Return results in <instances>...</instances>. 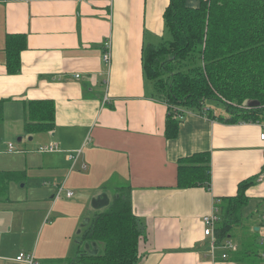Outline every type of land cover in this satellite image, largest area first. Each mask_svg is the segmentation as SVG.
Instances as JSON below:
<instances>
[{
	"label": "crops",
	"instance_id": "1",
	"mask_svg": "<svg viewBox=\"0 0 264 264\" xmlns=\"http://www.w3.org/2000/svg\"><path fill=\"white\" fill-rule=\"evenodd\" d=\"M200 1L185 4L195 9ZM169 2L0 0V172L23 175L9 183V200L0 202V214L9 221L0 241V264H25L1 256L8 245L18 254L33 255L35 264L75 257L84 251L76 241L81 225L100 212L91 208V200L109 196L107 190L116 192L121 184L127 185L142 225L138 264H240L231 256L248 236L258 235L262 257L261 124L224 123L219 119L228 116L210 119L182 107L187 113L176 116L144 75V51L170 42L164 22ZM8 35L24 39L17 74L5 67ZM107 40L108 66L102 63ZM41 101L54 108L47 131L26 126L29 103ZM167 116L177 123L171 139L165 137ZM49 146L51 152L39 151ZM77 151L73 166L70 155ZM200 156L208 158V187L178 188V162L201 165ZM251 178L257 179L244 193L243 230L235 229V238L227 240L235 250L217 247L212 256L202 220L216 212L219 221L216 205L236 196L239 183ZM257 262L264 264L262 258Z\"/></svg>",
	"mask_w": 264,
	"mask_h": 264
},
{
	"label": "trees",
	"instance_id": "2",
	"mask_svg": "<svg viewBox=\"0 0 264 264\" xmlns=\"http://www.w3.org/2000/svg\"><path fill=\"white\" fill-rule=\"evenodd\" d=\"M199 3L192 9L185 0H170L164 13L170 42L144 51V75L153 82L156 91L165 95L167 105L214 119L215 114L207 105L213 101L221 104L228 115V119L217 118L219 121L264 124V0H201ZM23 48L22 36L6 37L5 67L9 74L19 72ZM249 101H256L258 106L246 107L244 104ZM28 111L27 128L51 129L54 108L50 102L29 103ZM170 119L167 116L164 130L167 139L177 135V123ZM199 158L203 159L201 165H193L187 159L178 162V188L208 187V158ZM16 178L22 179V173L0 172V202L9 200L8 185ZM256 179L239 183L236 196L224 198L225 202L216 205L220 216L215 229L216 247L223 248L227 240L235 238L234 230L242 225L244 193L255 185ZM108 203L103 211L92 214L76 237L79 245L95 243L98 253L84 255L79 249L75 257L49 262L138 264L143 230L133 214L128 189L118 188ZM248 237L241 250L231 256L233 262L255 264L261 259L258 238Z\"/></svg>",
	"mask_w": 264,
	"mask_h": 264
},
{
	"label": "built area",
	"instance_id": "3",
	"mask_svg": "<svg viewBox=\"0 0 264 264\" xmlns=\"http://www.w3.org/2000/svg\"><path fill=\"white\" fill-rule=\"evenodd\" d=\"M110 2L112 0H109ZM104 49H105V52L103 53L102 55V63H105L107 66L110 64V61H111V43H110V40H107L105 41L104 43ZM79 75H75L74 78H77L78 79ZM173 111L175 112V115L176 116H179L180 113H187L181 109H177V108H173ZM261 132L259 134V138H260V141L263 143L264 145V124H261ZM12 150V146L9 145V151ZM53 150V147L52 146H49V147H42L41 149H39L40 152H51ZM80 155V151H77L75 155H70V159L72 160V163H73V166H75L76 164V161H77V157ZM82 167V170L85 169V165H81ZM62 189H59L57 191V196L60 194ZM67 197H71V193H67L66 194ZM218 222V216L216 214V212H213L211 213L210 215H207V216H204L203 220H202V223H203V227H204V230H203V235L205 237H209L210 238V247H209V251H210V254L212 256H214L216 253V245H215V233H214V230H215V226ZM261 223L264 227V214L261 216ZM264 238V236H263ZM224 250L225 251H234L235 250V246L232 245L230 242H226L223 246ZM221 258L224 260L227 258V255L226 253L224 254H221ZM263 260H264V252L262 253V257H261ZM16 261L18 262H23L25 264H35L34 263V257L33 255H25V254H20L19 256L16 257Z\"/></svg>",
	"mask_w": 264,
	"mask_h": 264
},
{
	"label": "rangeland",
	"instance_id": "4",
	"mask_svg": "<svg viewBox=\"0 0 264 264\" xmlns=\"http://www.w3.org/2000/svg\"><path fill=\"white\" fill-rule=\"evenodd\" d=\"M163 44V43H162ZM161 44V45H162ZM160 85H164V84H161L160 83ZM161 87H163V86H161ZM157 94L164 100V97H165V95H163L162 93H159L158 91H157ZM207 105L211 108L210 110H211V112L212 113H214L215 115H221V116H228L227 115V112L225 111V109H224V107L221 105V104H219L218 102H213V101H211V102H208L207 103ZM168 107H169V109H171V112H172V110H173V107H176V106H172L171 104L170 105H167ZM177 109L179 108V109H181V107H176ZM26 142V141H25ZM22 144V143H21ZM15 145L16 146H21V145H19V143L18 142H16V140H15ZM110 185V184H109ZM21 186V185H20ZM110 187V186H109ZM120 187H127V185L126 184H124V185H120ZM108 188V187H107ZM115 190V189H114ZM108 191V193H109V196H108V199L109 200H112L113 199V197H114V194H115V191H111L110 189H108L107 190ZM57 193V192H56ZM56 193H55V195H56ZM60 201H62V200H60ZM90 204H91V202H90ZM91 206V205H90ZM95 212H97V211H95ZM260 212V211H259ZM92 216V215H91ZM256 219H257V216L259 217L260 215L258 214V215H256V214H254L253 215ZM11 217H9V219H10ZM86 220H89V219H86ZM85 220V221H86ZM84 221V222H85ZM83 222V223H84ZM0 224L2 225H5L2 229H0V241H2V239H3V237H4V235H7V231H6V225H8L9 224V221H7V219H6V217L4 216V215H1L0 214ZM82 226V225H81ZM237 230H238V232H242V228L241 227H238V228H236ZM39 233H41V230H38L37 231V234H36V237L34 238V245H35V243L39 240V236H40V234ZM9 239L10 240H12V237H9ZM258 239H260V236L258 235ZM82 245V244H81ZM81 245H78V246H81ZM7 248H8V253L6 254V255H4V254H1V256H5V257H7V258H9L10 260H15L16 259V257L20 254H18V252L19 251H15V249H13L14 247L12 246V245H8L7 246ZM84 249V248H83ZM29 251H31V249L29 250ZM11 264H16L15 262L14 263H11ZM255 264H259V262H256Z\"/></svg>",
	"mask_w": 264,
	"mask_h": 264
},
{
	"label": "water",
	"instance_id": "5",
	"mask_svg": "<svg viewBox=\"0 0 264 264\" xmlns=\"http://www.w3.org/2000/svg\"><path fill=\"white\" fill-rule=\"evenodd\" d=\"M246 107H256L258 106V103L256 101H249L245 102L244 104ZM20 139H18L19 141ZM31 140V139H29ZM110 200L108 199V196L106 194H101L94 199L91 200V208L94 211H101L105 209L108 205ZM89 220H86L82 227L86 226L88 224ZM95 243H85L83 248H84V255H96L98 253L97 246H95Z\"/></svg>",
	"mask_w": 264,
	"mask_h": 264
}]
</instances>
